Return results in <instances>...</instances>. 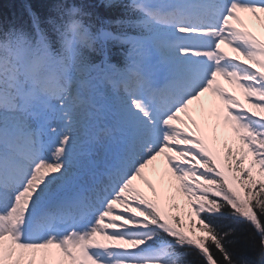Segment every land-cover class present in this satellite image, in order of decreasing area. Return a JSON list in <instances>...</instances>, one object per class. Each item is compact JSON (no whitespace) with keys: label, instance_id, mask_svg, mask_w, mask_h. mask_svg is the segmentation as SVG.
<instances>
[{"label":"snow or ice","instance_id":"1","mask_svg":"<svg viewBox=\"0 0 264 264\" xmlns=\"http://www.w3.org/2000/svg\"><path fill=\"white\" fill-rule=\"evenodd\" d=\"M123 8L0 27V264H238L218 218L264 256V0Z\"/></svg>","mask_w":264,"mask_h":264},{"label":"trees","instance_id":"2","mask_svg":"<svg viewBox=\"0 0 264 264\" xmlns=\"http://www.w3.org/2000/svg\"><path fill=\"white\" fill-rule=\"evenodd\" d=\"M126 2L127 0H113L112 6L109 7L105 6L107 0H0V27L7 29L29 26L31 23L29 7L42 21H46L49 17L54 18L58 15L55 11L57 4L66 3L81 6L87 13H90L89 18L85 20L93 26L92 29H95L105 21L121 17L124 14L123 4ZM44 26L47 27V24ZM112 47L115 46L112 45ZM213 223L221 231H228L229 228L235 230V234L231 237L234 242L226 246L238 264H244V262L264 264V256H261L255 247L259 237L253 234V230L249 226L231 218L214 219ZM217 258L222 259L219 253H217ZM186 259L189 264H198L199 260L195 254L187 256Z\"/></svg>","mask_w":264,"mask_h":264},{"label":"bare ground","instance_id":"3","mask_svg":"<svg viewBox=\"0 0 264 264\" xmlns=\"http://www.w3.org/2000/svg\"><path fill=\"white\" fill-rule=\"evenodd\" d=\"M220 82H221L226 88L229 87V85H227L226 83H224L222 80H221ZM156 166L159 167V168L162 167L161 162H160V161H157V162H156Z\"/></svg>","mask_w":264,"mask_h":264},{"label":"rangeland","instance_id":"4","mask_svg":"<svg viewBox=\"0 0 264 264\" xmlns=\"http://www.w3.org/2000/svg\"><path fill=\"white\" fill-rule=\"evenodd\" d=\"M231 88V87H230ZM241 101L243 102V100H242V97H241ZM246 107H247V105H245Z\"/></svg>","mask_w":264,"mask_h":264}]
</instances>
